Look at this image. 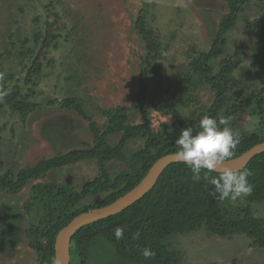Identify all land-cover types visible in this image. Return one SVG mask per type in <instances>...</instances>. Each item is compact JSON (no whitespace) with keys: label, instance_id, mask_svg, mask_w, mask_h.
Returning a JSON list of instances; mask_svg holds the SVG:
<instances>
[{"label":"trees","instance_id":"obj_1","mask_svg":"<svg viewBox=\"0 0 264 264\" xmlns=\"http://www.w3.org/2000/svg\"><path fill=\"white\" fill-rule=\"evenodd\" d=\"M249 1L225 0L227 12L220 19L212 47L207 51L194 49L190 60L171 77L165 74L161 55L166 48L148 21L150 10L142 9L134 27L146 54L140 58L138 89L130 105L97 106L90 112L79 98H65L60 101L61 107L80 116L91 138L81 142L72 139L65 152L40 159L18 172H5L0 165V195L16 196L30 187L22 207L26 224L21 235L34 253L35 264H55V241L61 229L80 214L108 206L136 187L156 161L177 151L175 141L181 129L198 126L205 115L229 118L232 129L242 112L257 118L255 130L233 129L239 133V143L231 159L264 142V84L255 91L238 92L243 85L236 75L242 63L240 47L233 55L225 56L227 37ZM58 24L57 19L49 29H57ZM251 28L264 50V11ZM45 35L39 56L28 71L27 85L41 74V59L54 43L47 31ZM261 64L263 68L264 61L253 66ZM0 84V110L26 118L38 109L39 104L31 100L33 92L24 93L19 84L6 85L1 78ZM205 90L211 93V103L203 101ZM97 113L101 121L96 119ZM55 136L67 142L64 134ZM137 142L138 148L129 153ZM87 161L96 163L97 174L80 187L45 181L52 172ZM115 163L123 168L112 172ZM243 171L251 173L248 179L252 192L233 206L231 200L221 201L218 194L212 195L210 178L217 173L202 170L201 179L196 181L185 163L170 165L144 198L115 216L77 231L71 264H91L93 259L97 264L107 255L124 264H183L181 254L171 248L170 239L202 228L221 238L244 234L255 246L264 248V217H256L253 212V204L264 203V153L254 157ZM117 227L124 229L120 240L114 236ZM146 247L155 253L149 259L141 254Z\"/></svg>","mask_w":264,"mask_h":264},{"label":"rangeland","instance_id":"obj_2","mask_svg":"<svg viewBox=\"0 0 264 264\" xmlns=\"http://www.w3.org/2000/svg\"><path fill=\"white\" fill-rule=\"evenodd\" d=\"M144 8L150 10L149 24L166 48L161 53L167 77L190 60L194 49L212 47L220 19L227 12L225 0H0V78L6 85L19 84L24 93L33 92L31 100L39 104L26 118L0 110L3 171L18 172L65 152L76 138L79 142L91 138L80 116L61 107L63 99L79 98L90 112L97 106L130 105L138 89L140 58L146 54L134 27ZM263 11L264 0H250L227 37L226 57L240 47L242 63L236 75L243 83L238 92L243 94L264 84L263 64L253 66L264 61V50L251 28ZM57 19L58 28L49 29ZM46 31L54 43L41 59V74L27 85L28 71L39 56ZM202 97L204 102H212L208 90ZM235 125V131H252L257 128V118L242 112ZM55 133L64 134L67 142ZM138 146L133 143L128 152ZM122 168L115 163L112 172ZM96 174V163L87 161L52 172L45 181L80 187ZM29 188L16 196L0 195V264L36 262L21 235L26 224L22 207ZM253 212L264 217V203L253 204ZM170 243L181 254L183 264H264V248L244 234L221 238L202 228L178 235ZM102 257L97 264H124L110 255ZM91 264H96L94 259Z\"/></svg>","mask_w":264,"mask_h":264},{"label":"clouds","instance_id":"obj_3","mask_svg":"<svg viewBox=\"0 0 264 264\" xmlns=\"http://www.w3.org/2000/svg\"><path fill=\"white\" fill-rule=\"evenodd\" d=\"M229 125V118L217 119L205 115L198 126L181 129V134L175 141L177 151L173 159L185 163L196 181L201 179L202 170L206 173H217L216 177L210 178V183L214 186L212 195L216 197L218 194L221 201L235 202L251 194L252 185L248 179L250 172H237L224 166L225 162L233 157L239 143V133L234 132ZM204 178L209 179L207 175ZM123 235L122 227L114 229L117 240L122 239ZM141 254L145 259L155 255L148 247L144 248Z\"/></svg>","mask_w":264,"mask_h":264},{"label":"water","instance_id":"obj_4","mask_svg":"<svg viewBox=\"0 0 264 264\" xmlns=\"http://www.w3.org/2000/svg\"><path fill=\"white\" fill-rule=\"evenodd\" d=\"M262 153H264V142L255 145L242 155L226 161L224 166L233 171H243L254 157ZM173 155L168 154L156 161L141 182L124 196L108 206L80 214L61 229L55 241V264H71V246L77 231L89 224L115 216L131 207L155 187L161 175L170 165L183 163L173 159Z\"/></svg>","mask_w":264,"mask_h":264}]
</instances>
